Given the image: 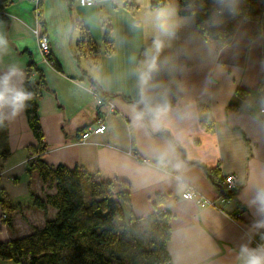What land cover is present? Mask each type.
<instances>
[{
  "label": "crops",
  "instance_id": "obj_1",
  "mask_svg": "<svg viewBox=\"0 0 264 264\" xmlns=\"http://www.w3.org/2000/svg\"><path fill=\"white\" fill-rule=\"evenodd\" d=\"M258 2L253 11L264 6V0ZM94 3L42 0L41 21L37 0H10L0 10V36L7 41L0 51V75L16 67L17 87L28 76L36 80L38 72L45 80L37 98L43 159L51 166L79 167L96 178L127 183L129 201L122 204L126 218L145 222L155 210H167L164 264H244L241 245L258 248L256 238L264 231L254 227L264 216L257 214L256 205L249 206L255 191L264 189V116L258 113L264 103V40L257 34L258 20L251 14L234 15L235 33L225 45L198 35L194 18L182 24L175 38H168L157 31L154 13L133 19L132 9L123 1L114 7L117 19L111 51L90 55L93 71L89 59L87 68L81 63L80 56L92 52L86 44L83 51L78 47L82 24L73 8L93 9ZM34 29L48 36L49 57L59 69L42 55ZM157 38L164 41L159 70L141 86L138 56L141 52L145 56ZM93 87L108 96L114 111L99 107ZM163 102L170 109L158 130H153L147 114L142 125L134 122L135 113L145 110L146 103ZM98 116L106 130L80 142V132ZM203 117L211 119L212 131L201 124ZM0 120L6 126L8 150L6 158L0 157V198L4 195L15 206L11 229L0 218L3 243L30 234L33 227L41 228L55 210L43 211L31 204L35 196L54 190L45 187L36 171L28 172L36 141L24 111L13 117L11 109L5 108ZM164 149H169L168 164L161 167L157 155ZM176 164L181 165L179 170ZM227 175L235 177L236 188L233 197L222 201L221 182ZM188 188L197 191L199 202L182 198ZM159 197L163 201L154 208ZM29 200L33 206H23ZM1 213L0 206V217ZM0 264L16 263L0 259Z\"/></svg>",
  "mask_w": 264,
  "mask_h": 264
},
{
  "label": "trees",
  "instance_id": "obj_2",
  "mask_svg": "<svg viewBox=\"0 0 264 264\" xmlns=\"http://www.w3.org/2000/svg\"><path fill=\"white\" fill-rule=\"evenodd\" d=\"M10 0H0L2 10ZM126 8L136 6L135 0H123ZM166 0H152L150 8L161 7ZM179 15L191 16L195 11V30L204 39H211L222 45L231 42L235 33L234 15L225 12L218 19L213 18L217 8L215 0H175ZM256 0H238L235 15L251 14L259 23L257 34L264 40V6L260 11H253ZM42 0H37V15H41ZM192 5L191 8L188 6ZM216 20H224L223 24H215ZM107 51L112 49L109 31L104 35ZM78 47L83 51V45L91 48L96 56L97 48L86 28H80ZM56 69L59 65L51 58ZM145 56L140 53L137 68L143 70ZM264 63V46L261 54ZM30 64L28 69L31 70ZM38 72V71H37ZM45 80L41 72L36 80L28 76L22 83L23 88L31 93V99L26 102L24 114L27 124L36 141L31 149L34 159L28 165V172L36 171L39 179L52 193L42 197L35 196L33 204L40 210L47 207L55 210L52 219H46L41 228L33 227L30 234L16 237L0 243V259L11 260L16 264H164L168 260L166 240L169 238V219L167 210H155L145 222L129 216L126 218L122 204L129 201L128 184L121 180H104L96 178L79 167L68 168L58 164L48 165L43 159L45 145L43 131L38 114L37 98ZM104 99L108 96L101 94ZM241 94V91H238ZM0 122H2L0 120ZM208 131L213 130L210 118L200 119ZM0 157L6 158V126L0 123ZM223 197L234 196L233 192H225ZM157 198L154 208L162 202ZM2 213L8 229L12 228L10 213L15 206L11 205L4 195L0 198ZM264 240V231L259 232L256 241Z\"/></svg>",
  "mask_w": 264,
  "mask_h": 264
},
{
  "label": "clouds",
  "instance_id": "obj_3",
  "mask_svg": "<svg viewBox=\"0 0 264 264\" xmlns=\"http://www.w3.org/2000/svg\"><path fill=\"white\" fill-rule=\"evenodd\" d=\"M93 0H81L82 4L91 6ZM217 5L213 13V18L218 19L225 12L229 14H236V4L238 0H215ZM189 8L192 5L188 6ZM195 11L191 16L182 20L179 16L178 6L171 4L158 8L153 16L154 24L157 31L163 37L175 38L177 30L185 23L186 20L194 18ZM7 41L0 36V51L6 47ZM164 49V41L157 38L153 41V47L145 51V60L143 63V70L139 73V82L141 86H146L152 74L159 70V58ZM20 75L16 67H10L7 72L0 75V111L5 108L11 109L13 117L19 115L25 108L26 102L30 100L31 93L26 92L23 88L17 87L14 83L15 78ZM170 106L167 102L150 106L145 104V110L135 113L133 119L138 125H142L145 115H149L153 130H158L169 112ZM2 123V122H0ZM169 149H164L157 155V162L161 167L168 164ZM176 169L179 170L181 165L176 164ZM231 179V178H230ZM257 206V214L264 216V189H257L253 195V199L249 206ZM254 227H264V219L257 220ZM240 255L244 258V264H264V246L258 248H249L246 244L241 245Z\"/></svg>",
  "mask_w": 264,
  "mask_h": 264
},
{
  "label": "rangeland",
  "instance_id": "obj_4",
  "mask_svg": "<svg viewBox=\"0 0 264 264\" xmlns=\"http://www.w3.org/2000/svg\"><path fill=\"white\" fill-rule=\"evenodd\" d=\"M152 0H135L136 6L131 8V16L133 19H136L138 16H141L143 13L149 12V13H155V11L158 8L164 7L166 5H173V6H177L176 1L175 0H166L165 3L161 6L158 7L156 9H152L150 8V4H151ZM123 0H102L101 3L98 2V0H95L94 8L90 9V8H80L78 6H74L73 10H74V14L75 16H77V18H79V24H82L81 27L82 28H86L90 34V36L94 39L95 45L97 50H99L100 54L106 53L107 51V47H106V43L104 40V35L106 33V31H109V39L111 40V44L115 38V30L112 29V26L114 25L116 16H115V12H114V7H116L117 4H122ZM258 0H256L255 4H254V9H257V3ZM101 6V9L99 10V12L96 10V7ZM90 9V10H89ZM119 19L123 20V17H120ZM98 54V53H97ZM93 54H86V56L81 55V63L87 68L88 65H90L91 63V68L93 71H95L94 66H93V62L94 59L91 60V56ZM86 57V58H85ZM90 61V63L88 62V60ZM33 203V199L31 201V204ZM23 206H25L26 204L28 206H30V200L24 201V203H22ZM22 206V207H23ZM33 206V205H31ZM26 208V207H24ZM1 223L3 226L7 227L6 224L4 223V219L7 218V215L5 214H1Z\"/></svg>",
  "mask_w": 264,
  "mask_h": 264
},
{
  "label": "built area",
  "instance_id": "obj_5",
  "mask_svg": "<svg viewBox=\"0 0 264 264\" xmlns=\"http://www.w3.org/2000/svg\"><path fill=\"white\" fill-rule=\"evenodd\" d=\"M78 3L81 6L87 5V4H82L81 0H77ZM94 1V0H93ZM93 3V2H92ZM37 44L39 46V49L42 53V55L47 58L50 56V48H49V39L48 36L45 33H42L39 29H34L32 31ZM93 94L96 97V101L97 104L99 105V107L106 105L109 111H114V105L110 102V99H104L102 96H100L96 91H94L93 89ZM258 113L261 116H264V103H262L259 108H258ZM106 130V123L104 121V119L101 116H98L94 122L89 125L88 127H86L85 129H83L80 132L79 135V141L80 142H84L87 140V138L91 135V134H101ZM231 178V179H230ZM223 190L225 192H233L235 191L236 188V179L233 175H227L224 177V179L221 182ZM182 198L184 199H190V200H195L196 202L200 201V197L199 194L197 193V191H195L192 188H188L187 190H185L182 193ZM222 201L228 200V198L226 197H222L221 198ZM208 204H212L211 202L206 201ZM165 210V209H164ZM256 246L260 247V246H264V240L261 241H256Z\"/></svg>",
  "mask_w": 264,
  "mask_h": 264
},
{
  "label": "water",
  "instance_id": "obj_6",
  "mask_svg": "<svg viewBox=\"0 0 264 264\" xmlns=\"http://www.w3.org/2000/svg\"><path fill=\"white\" fill-rule=\"evenodd\" d=\"M210 179H211V177H210Z\"/></svg>",
  "mask_w": 264,
  "mask_h": 264
}]
</instances>
